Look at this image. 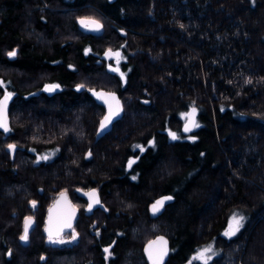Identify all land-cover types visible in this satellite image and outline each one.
<instances>
[{
  "label": "trees",
  "instance_id": "1",
  "mask_svg": "<svg viewBox=\"0 0 264 264\" xmlns=\"http://www.w3.org/2000/svg\"><path fill=\"white\" fill-rule=\"evenodd\" d=\"M85 3L103 20V32L87 36L89 76L103 68L94 61L104 48L123 57L118 74L107 70V81L89 85L113 89L120 112L96 139L104 108L88 95L93 112L74 116L87 129L89 144L80 149L73 132L78 128L61 137L66 121H47L49 130L20 134L21 152L40 151L52 138L62 145L48 161H21L17 155L0 163V264H146L143 244L158 234L169 241L166 264H202L192 258L208 245L216 253L208 264H264V0ZM7 6L19 14L21 0H8ZM17 40L13 34L10 41ZM69 50L81 55L74 42L59 48L62 56ZM23 56L31 67L40 61L36 51ZM191 106L199 127L183 135ZM2 142L0 137V162ZM86 149L89 161L82 158ZM129 158L134 161L126 170ZM72 172L86 174L85 182L76 180L83 188L100 185L106 209L94 215L105 221L104 237H93L85 227L74 245L53 246L37 224L21 246L29 201L43 200L44 209L54 185L72 191L60 177ZM162 196L171 197L168 205L151 217L145 206ZM234 213L245 217L244 225L226 238L222 233Z\"/></svg>",
  "mask_w": 264,
  "mask_h": 264
},
{
  "label": "flooded vegetation",
  "instance_id": "2",
  "mask_svg": "<svg viewBox=\"0 0 264 264\" xmlns=\"http://www.w3.org/2000/svg\"><path fill=\"white\" fill-rule=\"evenodd\" d=\"M7 1H0V98L11 93L7 104L9 131H0L6 151L3 161L9 156L14 160L17 155L21 161H25L21 156L33 163L48 161L39 159V151L29 148L25 152L18 151L17 142L23 143L20 139L23 132L49 130L47 121L58 125L71 120L81 111L85 115L89 93L81 82L88 74L89 50L86 42L89 34L79 29L77 19L89 17L78 15L73 20L72 12L80 8L87 10L88 4L85 0H21L19 14L14 11L10 14ZM57 18L59 23L56 24ZM13 34H17L19 40L11 42ZM63 42H74V49L81 46V55L69 50L62 56L59 48H62ZM13 51L15 55L9 56ZM28 51L37 52L38 65L29 66L28 58L23 56V52ZM103 60L97 61V64H102ZM61 67L69 75H62L58 69ZM46 85L56 87L47 91ZM9 145L15 147L9 149ZM9 150H12V155ZM60 177L69 180V183L65 182L68 186L72 180L76 183V180L85 182L87 179L84 172L67 173Z\"/></svg>",
  "mask_w": 264,
  "mask_h": 264
},
{
  "label": "snow or ice",
  "instance_id": "3",
  "mask_svg": "<svg viewBox=\"0 0 264 264\" xmlns=\"http://www.w3.org/2000/svg\"><path fill=\"white\" fill-rule=\"evenodd\" d=\"M80 24L83 27L89 28L90 30L93 31H99L101 28V24L98 20H95L93 18H85L80 20ZM15 52H10L9 56H14ZM106 56H115L119 58L120 53H112L111 50L105 54ZM117 63H119V59H117ZM112 71H118V68H113ZM121 78H123V73H121ZM251 81H248L250 83ZM56 86H52L51 88H48L46 90L51 91L52 88ZM82 87V86H81ZM94 95L97 96L98 99L104 100L105 104L108 105V115L104 117L103 120L100 122V128L104 129L107 124L112 120L114 116H117L120 112V104L119 101L116 99L114 94H105V93H94ZM11 98V93H6L3 97V99H0V128H3L4 131H9L8 128V121H7V104L9 99ZM188 118V123L185 125V131H190L192 127H199L198 124L195 123L194 121V115H195V109L192 110L191 114H185ZM172 139H176V135L174 133H169ZM9 149H13L15 146L14 145H9ZM137 147H140L137 145ZM141 151H143V148H141ZM44 159H47L48 157H43ZM131 163V162H130ZM65 194L61 193V196L63 197ZM89 196V205H88V210H91L94 204H98L99 200L96 198V193L95 191H92L91 193H87ZM166 199H171V197H166L161 200H157L153 205H152V212L153 214L157 213L160 211V209L163 207L164 202ZM35 202H33L34 205ZM75 212L72 210L68 221L65 223L64 227H71V216H74ZM244 220L245 217L243 215H238V214H233V216L230 218L229 221V227L228 229L224 232V235L226 237H233L235 236L240 229L244 225ZM31 223V218H26L25 219V227H24V234L20 237L21 240L26 241L28 238V229L29 225ZM46 231L49 232V242L51 243H64L62 239L59 238V231H62L60 229L53 234V232L49 229H46ZM75 234H73L72 239H75ZM154 244H159L160 248L158 250L153 251V245ZM166 244L167 242L163 240L162 237L158 238L157 241L150 242L149 246L145 249L146 253H148L149 260L152 262V264H161V261L163 260L164 256L167 254V249H166ZM106 253L109 251L107 248L104 250ZM216 253L214 252L213 248L211 245H208L207 247L203 248L200 250L195 257V259H200L202 260V264H208V261L212 259V256L215 255Z\"/></svg>",
  "mask_w": 264,
  "mask_h": 264
},
{
  "label": "water",
  "instance_id": "4",
  "mask_svg": "<svg viewBox=\"0 0 264 264\" xmlns=\"http://www.w3.org/2000/svg\"><path fill=\"white\" fill-rule=\"evenodd\" d=\"M81 19H85V18L77 19V24H78L79 29H80L82 32L87 33V34H90V35H94V36H98V35H100V34L103 32L102 25H101V28H100L99 31H93V30H90L89 28L83 27V26L80 24V20H81ZM100 24H101V23H100ZM109 50H111V49H105V50L102 52V55H101V57H102L104 60H106V61H112V60L114 59V57H115V56H106V55H105L107 52H109ZM111 52L114 53L112 50H111ZM108 70H109L110 72H112V67L109 66V67H108ZM51 87H52L51 85H46V86H45V89H48V88H51ZM47 91H48V90H47ZM51 91H52V90H51ZM94 93H105V94H109V93H110V94H114L115 97H116V99L119 101V104H120V100H119V97H118V95H117V93H116L115 91H107V90H104V89H97V90H90V91H89V95L92 97V99L95 101V103L98 104V105L103 106V108H104V113H103V114L101 115V117L99 118L98 123H97V126H96V129H95V138H96V139H100V138H102L105 134H107V133L109 132L110 127H111V122H112V121H113V120H114L119 114H118L117 116H114V117L112 118V120L107 124V126H106L104 129H101V128H100V122H101V120L104 119V117H105L106 115H108V111H109V109H108V105L105 104L104 100H102V99H98L97 96L94 95ZM0 99H3V97H1ZM193 109H195V115H194V121H195V119H196V115H197V109H196L195 106H191L190 108H188V110L186 111V114H191ZM7 111H8V108H7V110H6V114H7ZM187 123H188V118H187V116H186V120H185L184 124L182 125V132H183L184 134H187V133L189 132V131L186 132V131L184 130V129H185V125H186ZM192 128H193V127H192ZM192 128H191V129H192ZM0 131H2V132H6V131H4L3 128H0ZM9 153H10V155H12V150H9ZM85 158H86V159H90V158H91V153H90V152H86V153H85ZM129 163H130V162H128L127 165H129ZM92 191H95V190H94V189H91V190H88L87 192H81V191L79 192L80 195H82L83 197H85V198L87 199V202H88V203H87V205H86V210H88V205H89V196L87 195V193H91ZM39 193H41L40 190H39ZM61 193H64V192H61ZM61 193L58 195V197L56 198L55 202H54V203H53V204L47 209V216H46V220H45L46 225H45V227H44V233L47 235L48 238H49V232L46 231V229L51 230V231L53 232L54 235H55V233L57 232V228H56V229H52V228H51V225H50L51 222H56V223L60 224V225L62 226L61 228H63L64 231H68V230H70V228L72 227V224H73V222H74L75 215H74V216H71V227H70V228H69V227H64L65 223H66V222L68 221V219H69V216H70L72 210H74V212L76 213V209L73 208V207L71 206L70 201H69V199H68L66 193H64L65 195H64L63 197L61 196ZM95 193H96V191H95ZM96 198H98V194H97V193H96ZM161 199H163V198H160V199H158V200H161ZM98 200H99V198H98ZM156 201H157V200H156ZM156 201H155V202H156ZM155 202L151 203V204L149 205V207H148V211H149V213L151 214V216H157V215L162 211V209H163V207H162V208L160 209L159 212L153 214V212H152V205H153ZM164 204H165V202H164ZM98 205H99V203H98V204H94L93 207H92V209H91V210H88V213H90V212H91L93 209H95ZM64 214H65V215H64ZM60 216H64L63 221L60 220ZM26 218H31V223H30V225H29V229H28V231H29V230L34 226V224H35V223H34V218H33V217H26ZM26 218H25V219H26ZM25 219L23 220V233H22V235L24 234ZM58 220H59V221H58ZM58 231H59V230H58ZM54 232H55V233H54ZM60 232H61V231H59V233H60ZM160 237H162L163 240L167 242V244H166L167 254L164 256L163 260L161 261V264H165V263H166V260L168 259V256H169V243H168V239H167L166 236H164V235H157V236L154 237L153 239L148 240V241L143 245V255H144V258H145L147 264H152V262L149 260L148 253H146L145 249L149 246V243H150V242L157 241L158 238H160ZM20 243H21L23 246H25V245L27 244V240L24 241V240H21V239H20ZM159 248H160V245H159V244H154V245H153V251H154V253H155V251L158 250Z\"/></svg>",
  "mask_w": 264,
  "mask_h": 264
},
{
  "label": "rangeland",
  "instance_id": "5",
  "mask_svg": "<svg viewBox=\"0 0 264 264\" xmlns=\"http://www.w3.org/2000/svg\"><path fill=\"white\" fill-rule=\"evenodd\" d=\"M87 8V10H85L84 8H80V9H76L75 11H73L72 12V19L74 20V18L76 17V16H78V15H85V16H88V17H90V18H95V19H97L98 21H100L101 23H103V20H102V18H101V14L98 12V11H96V10H94L95 12H98L99 14H96V13H94L93 12V10H91V9H89V7L87 6L86 7ZM90 35V34H89ZM105 49H111L114 53H116V52H119L118 50H114V49H112V48H110V47H107V48H104L102 51H101V53H99L100 55H98L99 56V58H101V55H102V52L105 50ZM120 53V52H119ZM96 55V54H95ZM95 59V61H94V63H95V65L96 66H100V67H103L99 72L100 73H94V74H92V76H89V73L87 74V78H85L82 82H81V84H83V88H85V90L87 91V92H89L90 90H97V89H104V90H107V91H113V89H109V88H104V87H102V86H90L89 85V83H91V82H96V83H98V84H103L104 82H105V80L107 81L109 78H108V76L106 75V73H105V71H107L108 70V67L109 66H111L112 67V69L113 68H118V64L119 63H117V59H119V62L123 59V57H122V55H121V53H120V56H119V58H117V57H114V59L112 60V61H105V60H103V58H101L102 60H103V62H102V64H100V65H98L97 64V61H99V60H101V59ZM109 71V70H108ZM0 72H1V66H0ZM110 72V71H109ZM111 74L112 73H115V74H118L119 72L118 71H112V72H110ZM121 75V74H120ZM89 111H92L93 112V110H92V107L89 105V103H88V105H87V111H86V113H85V115L84 114H82V111L81 112H79L80 114L79 115H83L84 117H87V115H88V112ZM95 112V111H94ZM75 116V115H74ZM74 116H72V119H71V123L70 124H67L68 125V127H66V130H61V137H63V135L65 134V135H67L66 133L68 132V134H70V132H71V130L73 131V130H75V129H77L78 128V134L77 133H75V131H73L74 132V134H75V136H76V138H75V141L78 143V149H80V148H82L83 146H86V145H88L89 144V142H88V139H87V136H86V134H87V129H83V125H81L80 126V121H79V119H74ZM101 117V116H100ZM99 117V118H100ZM184 118H185V115H184ZM184 118H183V120H184ZM99 120V119H98ZM98 123V122H97ZM71 126H72V128H71ZM97 126V125H96ZM193 128H195V127H193ZM56 129V126L54 125V126H52V128L50 129V131H49V133H50V135H52V130H55ZM71 129V130H70ZM96 129V128H95ZM85 131H86V133H85ZM25 133V132H24ZM81 133V134H80ZM64 135V136H65ZM23 137V136H22ZM21 137V138H22ZM40 137H43V135L41 134L40 135ZM40 137H38V139L40 138ZM51 137H53V136H51ZM94 137H95V132H94ZM32 138V137H31ZM35 139V138H34ZM54 146V147H50V146ZM62 145V143H61V141H57V140H55V139H53L52 138V140L48 143V145H45L44 147H39V152H40V157H39V159H41L42 160V156L44 155V156H46V157H48L47 158V160H50L54 155H55V149H56V147H60ZM56 146V147H55ZM2 148L4 149L5 148V143L2 145ZM80 151V150H79ZM80 154V153H79ZM8 155V154H7ZM81 155V154H80ZM11 156H9V159L10 160H13L12 158H10ZM128 160H131L130 158L128 159ZM3 162H5V161H1L0 163H3ZM77 163H75V166H77L76 165ZM55 188V187H54ZM54 194H55V191H53V192H50V194H49V198H48V201H47V203L46 204H49L52 200H53V198H54ZM33 202H35L34 203V205H33ZM42 201H40V200H38V201H35V200H31V201H29V203H28V206H29V208H30V210H31V215H29V216H31V217H33L34 218V220H35V222H36V224H40L39 223V219H40V217H38V215H39V213L41 212L42 213V211H43V206H42ZM45 204V205H46ZM235 214H238V215H240L239 213H235ZM233 216V214L228 218V221H227V224H226V226H225V228H224V230H223V236L224 237H226L225 235H224V232L228 229V227H229V221H230V218ZM41 220L43 221V217L41 216ZM41 229V228H40ZM73 234H75V239H72V236H73ZM79 237H80V235H79V233H78V237H77V234H76V232H74L73 230H72V232L70 233V234H68V235H64V236H62L60 239H62L63 241H64V243H55L53 246H67V245H69V246H71L72 244H74L77 240H79ZM226 238H229V237H226ZM203 248H205V247H202L201 249H199L194 255H193V260H196V261H198V262H200V263H202V260H200V259H195V257L197 256V254H198V252L200 251V250H202ZM214 256V255H213ZM212 256V257H213ZM210 261V260H209ZM208 261V262H209Z\"/></svg>",
  "mask_w": 264,
  "mask_h": 264
},
{
  "label": "bare ground",
  "instance_id": "6",
  "mask_svg": "<svg viewBox=\"0 0 264 264\" xmlns=\"http://www.w3.org/2000/svg\"><path fill=\"white\" fill-rule=\"evenodd\" d=\"M93 19H95V18H93ZM95 20H97V19H95ZM118 95V94H117ZM119 97V96H118ZM190 108V107H189ZM104 113V112H103ZM66 122H67V124H70L71 123V120H66ZM184 122H185V120L183 121V123H182V125L184 124ZM182 125H181V133L183 134V135H187V134H189L190 132H191V130L187 133V134H184L183 132H182ZM72 150H74L73 148H72ZM86 152H90L91 153V151L90 150H85L84 152H83V154H82V158H83V160L84 161H89L90 159H86L85 158V153ZM91 157H92V153H91ZM131 160H127V162H126V167H125V169L126 170H130V168H131V163H132V161H134V158H130ZM128 162H131V163H129V165H127V163ZM130 177H132L133 178V175H130ZM95 185L96 186H90V187H86V188H83V187H81V186H79L78 184H77V182L76 183H71V186L73 187V189H72V191H69V190H67V189H60V188H58L57 187V185L55 186V193H57V195H56V197L54 198V200H52L49 204H46L45 206H44V209H43V211H42V215H41V212H40V219H39V223H40V228H41V232H42V234H43V237H44V241H45V243L46 244H51V245H54V243H51V242H49V238L47 237V235L44 233V227H45V225H46V222H45V220H46V216H47V209L55 202V200H56V198L58 197V195L61 193V192H64V193H66V195H67V197H68V199H69V201H70V204H71V206L73 207V208H75L76 209V213H75V218H74V222H73V224H72V227L70 228V230H68V231H64L63 230V228H61L62 226L60 225V224H58V223H56V222H51V228L52 229H56L57 228V231L58 230H60V229H62V231L59 233V238H61L62 236H64V235H68V234H70L71 232H72V230L74 231V232H76V234H77V237H78V233H79V235H80V237H81V231L80 230H84V228L85 227H87V230L88 229H90L91 228V231H90V233L92 234V235H94L93 237H98V238H103L104 236H103V230L101 229V226L103 225V223L105 222V221H98L97 219H96V217H95V215H94V213L96 212V211H104L106 208H105V206H104V204H103V195H102V193H101V191H100V189H99V183H95ZM99 185V186H98ZM91 189H94L95 191H96V193L98 194V198H99V205L95 208V209H93L90 213H88V210H86V205H87V199L85 198V197H83L82 195H80L79 194V192L81 191V192H87L88 190H91ZM39 190L41 191V193H39ZM38 190V194H42V190L41 189H39ZM104 195H106V194H104ZM160 198H166V196H162V197H160ZM160 198H158V199H160ZM158 199H156V200H158ZM110 200V199H109ZM156 200H154V201H152L151 203H153V202H155ZM169 200L170 199H166L165 200V204L163 205V209H162V211L157 215V216H160L163 212H164V210H165V208H166V206L168 205V202H169ZM42 202H43V200H42ZM151 203H149V204H147V206H145L146 207V210H147V213L151 216V214L149 213V211H148V207H149V205L151 204ZM65 215V214H64ZM41 216L43 217V221L41 220ZM157 216H151V217H157ZM27 217H31V216H27ZM26 218V217H25ZM24 218V219H25ZM23 219V220H24ZM63 219H64V216H60V220L61 221H63ZM23 220H22V229H21V234H20V236H19V238H18V241H19V243H20V237L22 236V233H23ZM59 221V220H58ZM34 226L28 231V238H27V244L25 245V246H27L28 245V243H29V234H30V232L35 228V226L37 225L36 224V222H35V220H34ZM89 231V230H88ZM118 232V231H117ZM55 233V232H54ZM158 235H163V234H158ZM157 236V235H156ZM155 236V237H156ZM165 236V235H164ZM80 237H79V240H80ZM154 238V237H153ZM153 238H151V239H153ZM167 238V237H166ZM168 239V238H167ZM79 240H77L75 243H77ZM150 240V239H149ZM148 241V240H147ZM146 241V242H147ZM145 242V243H146ZM74 243V244H75ZM144 243V244H145ZM168 243H169V241H168ZM74 244H72V245H74ZM143 244V245H144ZM20 245L21 246H23L21 243H20ZM71 245V246H72ZM25 246H23V247H25ZM67 246H69V245H67ZM142 251H143V247H142ZM169 254H170V245H169ZM143 257H144V255H143ZM169 257V256H168ZM144 260H145V258H144ZM168 260V259H167ZM167 260H166V262H167ZM145 262H146V260H145ZM146 264H147V262H146ZM166 264V263H165Z\"/></svg>",
  "mask_w": 264,
  "mask_h": 264
}]
</instances>
